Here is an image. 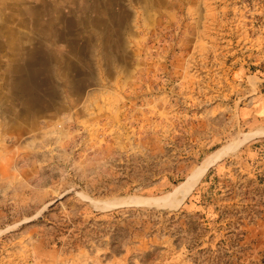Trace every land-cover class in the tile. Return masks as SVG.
<instances>
[{
    "label": "rangeland",
    "instance_id": "rangeland-1",
    "mask_svg": "<svg viewBox=\"0 0 264 264\" xmlns=\"http://www.w3.org/2000/svg\"><path fill=\"white\" fill-rule=\"evenodd\" d=\"M0 264H264V0H0Z\"/></svg>",
    "mask_w": 264,
    "mask_h": 264
},
{
    "label": "bare ground",
    "instance_id": "bare-ground-1",
    "mask_svg": "<svg viewBox=\"0 0 264 264\" xmlns=\"http://www.w3.org/2000/svg\"><path fill=\"white\" fill-rule=\"evenodd\" d=\"M221 150H226V149H221ZM215 151V153H213L214 155H210L211 157H209L208 159H206L205 161H203L204 163L199 167L197 168V170L191 175L190 178L187 179V181L182 184L181 186H179L177 189H176V197H175V200H174V203L171 202L170 200H168L170 197L169 196H166L164 197L163 199H157V200H148V203H161L159 205H156V206H160V205H164L165 204H170L169 206H174V205H177L176 204V201H179L181 198H183L185 195H187L191 189L193 188V186L196 184V182L198 180H200L199 178L202 177V174L206 172V170L212 166L213 164H215L217 161H219L220 159H222L225 154H227L226 152L224 151ZM227 151V150H226ZM181 191L180 193H178V191ZM168 200V201H167ZM127 202H134V203H137V200L135 199H131L130 201H127ZM170 202V203H169ZM138 203H142V201L138 200ZM114 206H118V205H114ZM113 206V207H114Z\"/></svg>",
    "mask_w": 264,
    "mask_h": 264
},
{
    "label": "crops",
    "instance_id": "crops-1",
    "mask_svg": "<svg viewBox=\"0 0 264 264\" xmlns=\"http://www.w3.org/2000/svg\"><path fill=\"white\" fill-rule=\"evenodd\" d=\"M33 53H34V51H33ZM25 62H26V61H25ZM25 65H26V64L24 63L23 67H24ZM22 70H23V68H22ZM16 81H17V80H16ZM39 83H40V80H39L38 77H36V74L34 75V79H29V80H27V81H25V82L23 83V84H24L23 87H26V88H28L29 90H30V89H35V90H34L33 98H28L27 100H28L29 103H31L32 105H35V106H37V107H40V106H41L40 101H39L40 97H35V93L37 94V92H38V94H39V92H40V90L38 89V88L40 87V86H39ZM33 110H34V108H33ZM32 113H36V110L33 111Z\"/></svg>",
    "mask_w": 264,
    "mask_h": 264
},
{
    "label": "water",
    "instance_id": "water-1",
    "mask_svg": "<svg viewBox=\"0 0 264 264\" xmlns=\"http://www.w3.org/2000/svg\"><path fill=\"white\" fill-rule=\"evenodd\" d=\"M181 191L179 190L178 191V193H180ZM122 201H124V200H121V199H119V200H113V201H111V203H115L116 205H118V206H116V207H119V206H124V205H130V204H128V203H123ZM125 201H129V200H125ZM121 203V204H120ZM120 204V205H119ZM133 204V203H132ZM159 204H161V203H146L145 205H154V206H156V205H159ZM136 205V204H135ZM139 206H144V205H139Z\"/></svg>",
    "mask_w": 264,
    "mask_h": 264
}]
</instances>
